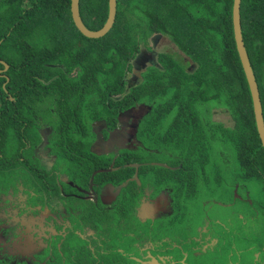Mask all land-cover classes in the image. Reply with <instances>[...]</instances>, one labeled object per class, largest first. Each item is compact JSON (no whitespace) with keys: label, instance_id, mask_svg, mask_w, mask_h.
<instances>
[{"label":"trees","instance_id":"1","mask_svg":"<svg viewBox=\"0 0 264 264\" xmlns=\"http://www.w3.org/2000/svg\"><path fill=\"white\" fill-rule=\"evenodd\" d=\"M31 1L33 5L25 11L20 0H0V59L9 65L6 89L2 86L7 79L0 76V96L4 103L0 108V174L15 180L12 173L20 165L17 164V145L20 144L17 90L20 87L36 96L39 93L46 96L50 90L65 96L82 86L86 91L89 87L99 88L96 94L103 91L102 88H119L115 86L119 79L117 74L122 78L127 71L131 72L132 62L142 52V47L151 49L149 38L162 34L170 37L179 53L158 55V65L143 73L141 84L127 96L128 100L133 97L131 104L140 102L151 106L149 114L140 122L138 133L150 151L144 153L145 157L127 150L121 152L122 156L133 155V164H139L141 184L137 191V186H133V191L125 190V194L119 195L111 204L112 210L95 213L101 229L105 216L112 227L115 220L110 218V212L115 208L119 214L126 213L129 204L143 195L147 184L155 188L151 196L159 194L166 186L171 189L175 213L165 221L176 224L186 214L189 204L203 203L202 195L209 196L222 188L226 175L232 177L226 168L235 172L238 184H248L251 188L250 194L239 196L231 188L229 199L233 202L248 199L252 202L253 215L260 213L264 217V145L235 38V0H118L115 25L100 39L87 38L76 28L71 0ZM80 12L89 29L99 30L107 21L109 0H81ZM242 21L246 47L264 105V0H243ZM49 24L53 26H47ZM187 59L194 63L192 71ZM3 68L0 63V70ZM64 70L81 73L75 77L65 75L68 81L64 84L58 80L46 83L51 76ZM80 80L85 83L78 82ZM121 93V90L116 92ZM218 109L229 113L232 120L229 126L212 121L213 111ZM23 110L28 112L29 107L24 106ZM82 128L87 135L88 129ZM65 129L70 132L65 131L63 141L59 142L60 158L66 164L77 160L69 172L74 179L79 176L82 179L85 173L86 180L81 182L87 184L95 170L107 167L97 163L106 155L96 156L90 150V140L81 139V133L77 136L69 122ZM162 149L170 158H164L167 156L164 152L159 156ZM29 154L27 151L25 159ZM221 155L227 157L225 166L219 164ZM88 158L94 161L89 167L86 165ZM120 172L108 174L117 181L113 183H121L131 176L123 168ZM27 178L31 183L32 179ZM34 181V186L47 200L52 201L59 194L55 176L46 179L35 176ZM210 183L215 188L206 192L205 187ZM65 188L71 187L66 184ZM44 197L29 193L28 201L35 202V206L43 205ZM181 197L185 203L181 202ZM136 209H133V216L139 223L156 226L158 220L142 219L135 214ZM195 217L197 219V215ZM81 220L91 221L92 215ZM78 230L77 226L73 227L64 245L70 239H79ZM132 233L135 232L125 236ZM167 233L159 243L154 240L143 243L136 252L137 260L127 248L123 250L111 243L107 255L111 259L100 257L101 262L88 253L92 261L87 264H144L151 250H165L166 254H175L172 259L177 260L180 250L173 246L177 242ZM108 235H101L106 244Z\"/></svg>","mask_w":264,"mask_h":264},{"label":"flooded vegetation","instance_id":"2","mask_svg":"<svg viewBox=\"0 0 264 264\" xmlns=\"http://www.w3.org/2000/svg\"><path fill=\"white\" fill-rule=\"evenodd\" d=\"M23 7V10H29V5H33L31 0H20ZM158 38H154L156 40ZM152 49L147 50V48L143 47L142 52L137 56V59L132 62L133 70L131 72L127 71L124 75L117 74L119 79L115 82V86L119 88H102L103 91L96 94L95 92L99 89H93L89 87V90L86 91L84 86L79 87L77 89H73L74 93H68L67 95L55 94L53 90H50L46 96H42L39 92V95H29L20 87L17 90V133L18 138L20 140V144L17 145L18 155H17V164H20L18 168L15 170H19L21 176H17L15 178V184L17 185L18 190L21 191L25 198L19 199L17 202L18 207H20V211H17L16 208H12L6 212L0 211V262L4 263L5 259L8 257H17V254L29 255L28 248H24L22 245L17 247V243L10 247L7 251L1 250L6 249L7 242L6 236L1 229L8 227L5 231L7 233L14 229V225L9 227V221H21L24 217H28L30 221L36 222V217H34L35 213H49L48 215H44L46 218L42 223L46 224H55L58 223L59 226L62 225V228H59L62 236H65L67 233L65 224L69 225V234L70 231L73 230L71 228L72 217H78V212L71 210L66 204L65 213L67 215L59 216L53 214L52 210H49L46 206L38 205L35 206L36 203L28 201L29 193L33 195H42L40 193V189L35 185V176L39 179L53 178L55 176L56 185L59 188V194H56L52 201L58 199L62 201H68V199H76L82 201V211L87 207L88 203L91 204L94 208L90 209L86 215H92V220L89 225H83L82 228H79L77 234L81 237L79 240L82 242L83 251L87 250V248L92 249L93 243L89 240H85L84 232L93 225V221L96 218V215L107 210H112V206H106L104 203H110L115 201L118 194V187L121 184L113 183V178L108 174L112 172H120V168L125 169L127 173H131V176L123 183H126L127 187L130 186L132 181H136L138 184L140 183V176L132 172L134 171L136 166L139 164H133L132 159L133 155H125L122 156V151L127 150L128 152L136 154H140L144 156V153L148 154L150 148L145 146L142 143L138 133L140 131V122L144 119L146 115L149 114L151 106L148 103H135L131 104L132 99H127L128 94H130L131 90L139 86L142 82V74L147 72V70L153 65L157 66L158 55H154L153 52H150ZM2 61H5L1 59ZM192 64L190 71L194 66V63L187 59ZM6 62V61H5ZM5 67L0 70V76L4 79H7L3 83V88L6 89V85L8 84V76L7 71H4ZM67 72L66 70H64ZM58 73L56 75L51 76L47 80V84L58 80L61 84H64L67 79L64 76L75 77L78 76L81 72L73 71L71 73ZM43 80V79H41ZM78 82L85 83L84 80H80ZM114 86V87H115ZM118 90H121V94H116ZM10 92H8L9 94ZM3 97L0 96V107H3ZM12 98V97H10ZM24 106H28V112L23 110ZM60 106L63 108L60 109ZM65 110L66 113L63 111ZM223 110H215L213 111V119L212 121H218L223 123L226 126H229L231 118L226 121H220L217 119L218 113ZM225 116L229 115L228 112H224ZM206 120H204L205 122ZM69 122L71 128L77 132V136L81 133V139H89L90 150L96 155H106L104 159L99 160L97 163L100 165H104L107 167H99L95 170L90 177V181L85 184L82 183L81 180L85 182L86 174L83 173L82 179L79 176L77 179H74L69 170L72 165L77 161H74L72 164H66L60 158L58 152L59 142L63 141V136L66 129L64 130V126ZM86 127L88 130L87 135L84 132L82 127ZM75 132V133H76ZM85 136H83V135ZM29 151V157L25 159L26 152ZM164 152L167 156L164 158H170V155L165 149H162L158 154L161 157V153ZM145 157V156H144ZM79 160V159H78ZM131 160V161H130ZM122 163L117 166L118 163ZM24 163V164H23ZM94 161L90 158L87 159L86 165L89 167L93 164ZM31 164H34L31 167ZM41 166H48L51 172L47 173L43 176V172H41ZM50 166V167H49ZM14 170V171H15ZM13 171V172H14ZM121 173V172H120ZM98 177L97 175H100ZM125 174V173H123ZM29 176L32 179V182H29L27 178ZM124 177V176H123ZM24 178V182H21V179ZM99 179V181H98ZM149 179V177H148ZM18 180V183H16ZM66 184H68L71 188H65ZM248 184L239 183L235 187L236 195L245 193L250 194L251 188L247 186ZM154 187L151 184H147L144 195L151 196V192ZM171 193V189L169 187H165ZM165 189H160V195L165 193ZM168 191V192H169ZM20 193V195H21ZM156 196V195H155ZM205 197L206 194H204ZM39 197V196H38ZM229 198V197H228ZM231 200V199H230ZM25 211L22 210V206ZM235 204L243 203L246 207V211L242 212L239 215V220L241 221L238 230L240 232L232 231V225L227 223L226 220L221 218H215L203 216L199 213L201 206L199 209L194 211V216L197 215L198 219V231L193 232L192 229H187V231H191V234H185V236L181 237L179 242L174 243L173 246L180 250V254H182L181 258H176L174 260L172 258L175 257V254H159L154 253L152 250L146 255L143 261L144 264H166L167 262H171V264H190L192 263H200V264H208L211 263V258L204 260L201 256L207 250H211L212 247L216 245H222L220 240H224L223 249L228 250L232 253L234 257H240L242 262H238L237 260H230L227 264H249L247 259H245L244 255L246 252L240 251L238 243L241 240L247 241L252 240L257 245V250L255 252V256L258 264H264V217L260 214H254L252 212V202L247 200H242L238 202H234ZM45 204V202H44ZM171 210L169 213H172V199L170 202ZM199 205V204H198ZM175 208V207H174ZM204 209L206 206L203 207ZM103 209V211H101ZM12 210V211H11ZM95 210V212H94ZM203 210V214H204ZM21 212V214H20ZM35 212V213H33ZM96 213V215H95ZM168 213V214H169ZM137 214V212H135ZM79 216L80 218L86 216ZM199 218H202L199 220ZM154 219V218H152ZM180 221H177L178 224ZM65 229V232L62 233V230ZM91 233V232H86ZM3 234V235H2ZM68 234V235H69ZM168 234V233H167ZM215 237V239H213ZM61 238V237H60ZM159 243V242H157ZM71 246L67 248L70 249ZM207 247L208 249L203 251V248ZM85 252V251H84ZM31 254V253H30ZM192 254L191 258L189 255ZM107 252H103L100 256H107ZM100 256H95L101 262ZM106 259L105 257H103ZM208 262V263H207ZM0 263V264H1ZM34 262L33 264H35ZM48 263V262H47ZM222 264H224L222 262Z\"/></svg>","mask_w":264,"mask_h":264},{"label":"rangeland","instance_id":"3","mask_svg":"<svg viewBox=\"0 0 264 264\" xmlns=\"http://www.w3.org/2000/svg\"><path fill=\"white\" fill-rule=\"evenodd\" d=\"M31 5H29V8ZM47 26H53L52 24H49ZM154 38H158L156 40H153ZM149 45L152 49L150 52H153L154 55H160L162 53H179L178 47L171 41L170 37L167 35L162 34H155L152 35L149 38ZM143 49V47H142ZM1 108V107H0ZM221 113H218L217 119L220 121H226L229 118H231L229 115L225 116L223 114V111H220ZM230 123L229 125L231 124ZM218 122V121H217ZM67 132H70L68 129ZM221 157L219 159V164L221 166H225L227 162L226 156H219ZM34 164H31V167ZM41 172H43V176L47 173L51 172L48 166H41ZM50 167V166H49ZM228 173L232 175V177H228L226 175V178H223V187L218 189L216 192H213L211 195L205 197L202 195L203 203H199L202 208H200L199 213L203 216H214L215 218H221L227 221V223L231 224V230L240 232L238 230L240 226V220L239 215L242 212L246 211L245 205L243 203L235 204L233 201H231L228 198V192L232 188L233 190L237 186L238 182L237 179L234 177L235 172L230 171L226 168ZM164 173V172H162ZM12 177L17 178V176H21V173L19 170H15L12 173ZM213 180V179H212ZM21 182H24V178L21 179ZM16 183H18V180H16ZM214 183V182H212ZM210 183L209 186H207L206 192H211L214 190L215 185ZM168 189H165V193L157 196H153L151 198H147L144 194L141 195L140 198L132 201L131 205L129 204L128 210L126 213L119 214L116 209L114 208V212H110V218L114 219L113 222L114 225L112 227H109V230H103V233L107 236L108 234V242L106 246H109L111 243L114 244V246L117 245L123 247V250H129L131 253H134L136 257L134 259L137 260V255L139 252V249L141 245L148 240H154V241H163L165 238V232H168L169 237L174 239L176 242H179L181 237L185 236V234L189 233L191 234V231H187V229H192L193 232L198 231V219L194 216V211L199 209V205L196 202H193L188 205L186 214L184 213L182 217V220L178 224H169L165 219L169 216L174 215L175 208H174V195L169 191ZM205 192V193H206ZM21 191L18 190L17 185L15 184V180H12L10 178H7L5 175L0 174V211L6 212L12 208H16L17 211H20L19 204L17 205V202L19 199H22V197L25 198V195L21 193ZM41 199L44 197L43 195H37ZM45 198V197H44ZM171 199L173 200L172 205V213H169L171 210ZM181 202L185 203L184 198L181 197ZM19 203V202H18ZM67 205L71 210L77 211L79 216L86 215L90 209L94 208L91 204L88 203L87 207L82 211V201L76 200V199H68V201H62L58 199L51 201L47 200L45 198V204L42 206H46L49 210H52L53 214L63 216L67 215L65 212V206ZM22 210L25 211L23 208V205L21 203ZM206 206L204 209L203 207ZM106 208V205H105ZM137 208L135 212H137L138 217H141L142 219H148V218H154L152 220H158L156 226L150 227L146 222L139 223L137 218L133 216V209ZM203 210L204 214H203ZM12 211V210H11ZM95 212V210H94ZM35 213V212H33ZM169 213V214H168ZM21 214V212H20ZM43 213H35L34 217H36V222H32L29 220L28 217H24L23 219H20L17 221V224L15 221H9V227L11 225H14V229L12 231H5L8 227L1 229L4 233V236H6V242L7 246L6 249H3L1 247V250H8L10 247L14 246L17 243V247L22 245L23 250L24 248H28V251L31 253H28L29 255L24 254H17V257H8L5 259L4 263L1 264H87L89 263L88 260V252L84 254L82 251V242L79 239H70L68 240L67 244H65V240L68 237L69 234V225L65 224L67 233L65 236H62L60 233L59 228H62V225L59 226L58 223L55 224H46L42 223V221H45L44 215H48ZM72 217L70 219L71 221V228L74 226H79L80 228L83 227V225H89L91 221H83L80 217ZM202 218H199V220ZM120 222V224H119ZM3 224H0V226ZM114 232L112 233V231ZM135 232L132 233L131 236H125L129 232ZM65 232V229L62 230V233ZM77 233V232H76ZM102 233V229H100V234L104 235ZM3 235V234H2ZM61 237V238H60ZM115 237V238H114ZM82 239V238H81ZM215 239V237L213 238ZM216 240V239H215ZM222 245H225L224 240H220ZM64 245V246H63ZM220 246L219 244L211 248V250H207L208 248H203V251L207 250L205 253H203L201 256L204 258V260L211 258V263L208 264H227L230 260H237L238 262H242L240 257H234L232 253L228 250H222L223 246ZM71 246L69 250H67V247ZM240 251L246 252L244 255L245 259H247V262L249 264H258L257 259L255 256V252L257 250V245L252 240H241L238 243ZM63 249V250H61ZM92 249L94 252L88 248V251L91 250L93 252V255L100 256L105 252L102 249H97L95 245H92ZM154 253L159 254H165V250H155ZM67 259L65 262L64 260ZM102 257V256H100ZM107 258L108 260L111 259L109 256H103ZM176 257L180 258V254L177 253ZM96 258V257H95ZM124 261V259H123ZM48 262V263H47ZM126 264H134L133 262H128ZM190 264H200V263H190Z\"/></svg>","mask_w":264,"mask_h":264},{"label":"water","instance_id":"4","mask_svg":"<svg viewBox=\"0 0 264 264\" xmlns=\"http://www.w3.org/2000/svg\"><path fill=\"white\" fill-rule=\"evenodd\" d=\"M80 1L81 0H71V14L76 28L79 30V32L82 35H84L87 38L100 39L105 37L115 25L117 10H118V0H109L108 18L104 26L99 30H91L84 23L80 12ZM242 4H243V0H235V6H234L235 38L237 42L238 52L243 65V69L246 74L250 86L251 94L253 97L254 111L257 119L258 130L264 145V105L262 101V96H261V91L257 80V76L255 74L244 39L243 21H242ZM0 63L5 67L4 71H7L9 68L8 63L2 61L1 59H0Z\"/></svg>","mask_w":264,"mask_h":264},{"label":"crops","instance_id":"5","mask_svg":"<svg viewBox=\"0 0 264 264\" xmlns=\"http://www.w3.org/2000/svg\"><path fill=\"white\" fill-rule=\"evenodd\" d=\"M134 167H135V169H134L133 173L135 174V172H136V174H138V176H140V169H139L140 166L134 165ZM97 176L101 177V174L97 175ZM125 179H127V178H125ZM125 179L121 183H117V184H121V185H119V187L117 188L118 189V194H117L116 197H118L119 195L122 196L123 194H125V192H124L125 190L126 191H133V188H134L133 186H137L136 191L140 187V184H138L136 181H132L130 186L127 187L126 183H123L125 181ZM112 182H117V181H112ZM157 195H160V194H157ZM145 196L147 198H150L149 195H145ZM112 202H110L108 204L104 203V205L109 206V205L112 204ZM101 211H103V209ZM103 212H105V211H103ZM93 222H94L93 225L86 230V232H91V233L87 234L86 232H84V235L86 236L85 240H89L90 242H92L93 245H95L97 249H102L105 252L109 253L110 250H109L108 246H106V243L104 242V240H103V238L101 237V234H100L101 225L99 224V222L97 221L96 218L94 219ZM111 225H112V222L110 221V219L106 218V216H105V220L103 221L102 233H103V230H108L109 227H111ZM103 236H105V234ZM80 238L81 237H79V239ZM82 249H83V247H82ZM61 250H63V249H61ZM84 251H83L84 254L86 253V251L89 254H93V252L91 250L88 251V248H87V250H84ZM93 256L95 257V255H93ZM64 259H65V257H64ZM95 259H97V258H95ZM87 261L91 262L92 261L91 257L88 256V260Z\"/></svg>","mask_w":264,"mask_h":264}]
</instances>
